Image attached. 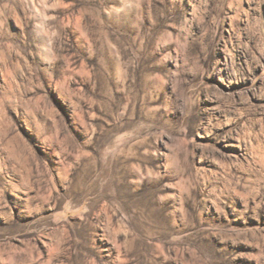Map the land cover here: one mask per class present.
Listing matches in <instances>:
<instances>
[{"label": "rangeland", "instance_id": "374dc122", "mask_svg": "<svg viewBox=\"0 0 264 264\" xmlns=\"http://www.w3.org/2000/svg\"><path fill=\"white\" fill-rule=\"evenodd\" d=\"M0 264H264V0H0Z\"/></svg>", "mask_w": 264, "mask_h": 264}]
</instances>
